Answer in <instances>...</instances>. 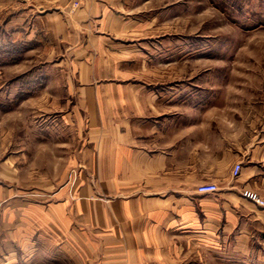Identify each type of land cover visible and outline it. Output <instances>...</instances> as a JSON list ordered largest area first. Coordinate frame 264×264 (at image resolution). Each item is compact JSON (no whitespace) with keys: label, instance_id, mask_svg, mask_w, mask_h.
Returning <instances> with one entry per match:
<instances>
[{"label":"crops","instance_id":"obj_1","mask_svg":"<svg viewBox=\"0 0 264 264\" xmlns=\"http://www.w3.org/2000/svg\"><path fill=\"white\" fill-rule=\"evenodd\" d=\"M152 1L25 0L14 20L41 51L42 73L21 79L20 101L6 111L21 113L24 124L0 155V259L264 260V205L241 195L250 189L264 200V125L214 122L207 117L215 109L192 98V81L160 86L146 75L154 25L144 5ZM11 146L18 150L7 152ZM24 148L40 149L31 157L46 163L26 180L22 169L33 161ZM76 163L79 198L58 191L49 200ZM202 183L217 190L199 193Z\"/></svg>","mask_w":264,"mask_h":264},{"label":"rangeland","instance_id":"obj_2","mask_svg":"<svg viewBox=\"0 0 264 264\" xmlns=\"http://www.w3.org/2000/svg\"><path fill=\"white\" fill-rule=\"evenodd\" d=\"M24 5L25 0H0V155L9 136H16L24 124L21 113L6 112L20 101L14 93L24 90L21 79L42 73L41 51L33 40L26 41L24 28L14 20L23 15ZM144 14L149 18L146 22L154 25L153 31H146L154 33L145 41L146 58L154 62L146 75L157 77L160 86L176 82L183 88L192 81V98L215 109L207 117L214 122L219 118L250 127L264 125V0H153L144 5ZM19 32L23 34L18 36ZM57 71L49 69V74L57 75ZM11 147L7 152L18 150ZM24 149L30 151L27 156L33 162L28 170L27 165L22 169V180L46 164L41 156L31 157L40 149ZM48 153L52 160L51 150ZM49 169L52 175L58 172L51 165ZM82 169V163L67 167L64 181L47 193L48 199L57 198L59 191L69 200H77L73 189ZM224 258V264H264L251 257L237 260L226 254ZM56 262L0 259V264ZM210 262L221 264L222 260Z\"/></svg>","mask_w":264,"mask_h":264},{"label":"built area","instance_id":"obj_3","mask_svg":"<svg viewBox=\"0 0 264 264\" xmlns=\"http://www.w3.org/2000/svg\"><path fill=\"white\" fill-rule=\"evenodd\" d=\"M241 168V164L236 163L233 166L232 169V175L235 177L239 174ZM217 190V186L214 183H202L197 186V191L199 193H212ZM241 195L250 201L259 204V205H264V200H262L261 196L253 190L250 189H243L241 191Z\"/></svg>","mask_w":264,"mask_h":264}]
</instances>
